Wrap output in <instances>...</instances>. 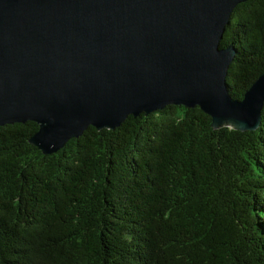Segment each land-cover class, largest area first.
Segmentation results:
<instances>
[{
    "label": "trees",
    "instance_id": "1",
    "mask_svg": "<svg viewBox=\"0 0 264 264\" xmlns=\"http://www.w3.org/2000/svg\"><path fill=\"white\" fill-rule=\"evenodd\" d=\"M230 45L242 100L264 72V0L234 10ZM38 130L0 127V264H264V107L242 132L169 105L51 155Z\"/></svg>",
    "mask_w": 264,
    "mask_h": 264
},
{
    "label": "water",
    "instance_id": "2",
    "mask_svg": "<svg viewBox=\"0 0 264 264\" xmlns=\"http://www.w3.org/2000/svg\"><path fill=\"white\" fill-rule=\"evenodd\" d=\"M249 0H0V127L35 122L30 143L51 155L89 127L169 105L200 108L214 129L255 131L264 72L242 100L221 47Z\"/></svg>",
    "mask_w": 264,
    "mask_h": 264
}]
</instances>
